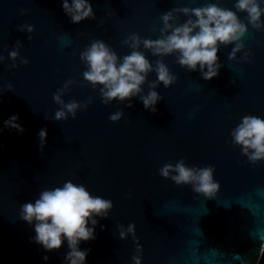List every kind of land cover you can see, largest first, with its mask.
Segmentation results:
<instances>
[{
  "label": "water",
  "instance_id": "95a60500",
  "mask_svg": "<svg viewBox=\"0 0 264 264\" xmlns=\"http://www.w3.org/2000/svg\"><path fill=\"white\" fill-rule=\"evenodd\" d=\"M71 2V0H69ZM96 19L73 24L62 0H0V264H64L65 240L58 251L46 252L33 242L34 225L21 220L20 206L34 202L44 189L66 181L83 184L93 196L111 200L108 218L96 217V239L81 242L91 249L86 264H134L136 243L131 234L119 238L118 225L136 226L142 246L141 264H260L264 252V160L252 164L232 143V130L242 117L264 118V30L247 22L245 49L228 60L234 44L221 46L219 74L211 80L188 71L177 55L162 59L176 82L155 90L162 99L157 112L145 110L138 97L104 104L100 86L84 81L87 66L80 54L95 40L108 44L122 60L132 49L130 35L160 39L161 16L173 8H198L209 3L236 11L237 0H89ZM264 8V0H260ZM26 14L21 15V10ZM195 19V17H192ZM188 17L178 14V24ZM264 21V16H262ZM29 24L34 32L18 30ZM170 34V33H169ZM31 35L32 40L28 39ZM23 47L13 62L8 53ZM249 53L250 62L243 60ZM22 59L29 63L24 65ZM15 63L16 68H10ZM76 81L62 97L87 108L55 121L60 105L53 96L68 80ZM157 79L155 71L147 81ZM12 84L13 90L7 91ZM148 92V83L143 86ZM121 110L118 122L109 119ZM19 117L23 133L3 122ZM47 130L41 151L38 133ZM183 159L187 166L215 168L220 184L215 198L177 186L159 170ZM175 174V173H173ZM89 226H91L89 224ZM44 256H48L47 261Z\"/></svg>",
  "mask_w": 264,
  "mask_h": 264
},
{
  "label": "clouds",
  "instance_id": "9594fccd",
  "mask_svg": "<svg viewBox=\"0 0 264 264\" xmlns=\"http://www.w3.org/2000/svg\"><path fill=\"white\" fill-rule=\"evenodd\" d=\"M234 7L236 11L220 7L217 3L198 8H173L161 16L163 27L159 31L162 38L142 40L137 34L130 35L123 44L132 51L122 60L104 41L95 40L80 54L81 61L87 66V70L83 72L84 81L93 88L100 86L99 94L106 105L113 101H128L126 107L130 108L131 99L138 97L145 110L156 113V104L162 97L155 89L161 84L165 88L170 87L177 77L162 59H157L154 67L146 55L139 51L141 45L150 50L154 57L178 54L177 63L182 68L188 71L198 69L203 79L211 80L223 67L218 56L221 46L235 45L228 54L230 61L236 60L237 53L245 49L242 38L248 32V26L240 20L237 12L247 13V22L253 29L264 30V21L261 19L264 16V8H261L260 0H237ZM62 8L73 24L96 19L89 0H62ZM24 14L26 10L22 9L21 15ZM178 14L188 17L186 22L178 24ZM18 30L31 34L35 29L32 25L22 24L18 26ZM32 38L31 35L28 36L29 40ZM22 47V42L17 41L13 50L8 53L13 62L19 58V49ZM3 60L4 57L0 56V62ZM243 60L250 62L247 51L244 52ZM21 63L27 65L29 61L22 59ZM16 67L15 63L10 65V68ZM153 71L157 79L149 82L148 74ZM146 82L149 90L145 94L142 86ZM75 83L76 81L70 79L63 88L54 93V102L61 106L60 110L55 112V121L67 120L69 114L75 119L78 110L86 109L88 104L92 103L91 98L85 104L76 101L66 103L62 99ZM12 90L13 86L9 83L7 91ZM2 93L0 90V94ZM123 115L124 112L118 110L111 114L109 119L118 122ZM18 121L19 117L13 115L3 124L9 130L23 133L24 128ZM2 131L3 128H0V133ZM38 136L43 151L47 130L41 129ZM231 136L232 143L241 148L242 155L246 156L250 163L256 164L264 160V118L254 115L242 117L241 122L232 130ZM214 172L212 165L202 168L189 167L183 159L175 164L167 163L159 170L163 178L171 179L177 186L191 185L193 192L209 199L215 198L220 189V184L214 180ZM112 208L111 200L93 196L83 184L66 181L62 186L40 191L34 202L21 205L19 217L29 225H34L33 242L41 245L46 252L58 251L66 240L69 251L65 254L64 264H86L91 249L81 250L79 245L82 241L96 239V217L108 218ZM118 229L121 240H126L129 234L132 235L137 253L132 259L134 264H141L143 249L136 238L135 224L129 223L126 228L121 224ZM48 259V256H44L45 261Z\"/></svg>",
  "mask_w": 264,
  "mask_h": 264
},
{
  "label": "trees",
  "instance_id": "16d2710c",
  "mask_svg": "<svg viewBox=\"0 0 264 264\" xmlns=\"http://www.w3.org/2000/svg\"><path fill=\"white\" fill-rule=\"evenodd\" d=\"M260 264H264V252H263V255L261 257Z\"/></svg>",
  "mask_w": 264,
  "mask_h": 264
}]
</instances>
